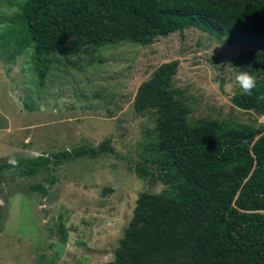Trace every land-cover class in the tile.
I'll return each mask as SVG.
<instances>
[{
  "label": "rangeland",
  "instance_id": "obj_1",
  "mask_svg": "<svg viewBox=\"0 0 264 264\" xmlns=\"http://www.w3.org/2000/svg\"><path fill=\"white\" fill-rule=\"evenodd\" d=\"M24 1L0 0V164L17 163L0 173V264H111L139 194L167 188L136 171L141 165L158 175L155 117L134 108L140 85L179 61L174 86L190 121L259 128L263 117L232 102L244 93L235 79L243 48L191 28L147 47L110 45L91 64L69 55L77 64L63 60L41 84L32 50L18 54L11 34ZM102 142L114 151L53 158ZM38 157L51 161L24 175Z\"/></svg>",
  "mask_w": 264,
  "mask_h": 264
},
{
  "label": "trees",
  "instance_id": "obj_2",
  "mask_svg": "<svg viewBox=\"0 0 264 264\" xmlns=\"http://www.w3.org/2000/svg\"><path fill=\"white\" fill-rule=\"evenodd\" d=\"M20 20L11 31L15 50H32L41 84L63 60L77 64L69 55L91 64L110 45L147 47L186 29L240 43L238 72H250L256 87L232 102L264 118V0H25ZM179 66L161 65L137 91L136 114L155 117L158 175L141 165L136 171L167 188L139 194L111 264H264V125L190 121L174 86ZM113 151L102 142L53 158L98 159ZM50 161L38 157L23 174L36 175ZM16 165L2 163L0 173Z\"/></svg>",
  "mask_w": 264,
  "mask_h": 264
},
{
  "label": "clouds",
  "instance_id": "obj_3",
  "mask_svg": "<svg viewBox=\"0 0 264 264\" xmlns=\"http://www.w3.org/2000/svg\"><path fill=\"white\" fill-rule=\"evenodd\" d=\"M235 79L240 88L246 93H250L256 87V78L250 72L240 71Z\"/></svg>",
  "mask_w": 264,
  "mask_h": 264
}]
</instances>
